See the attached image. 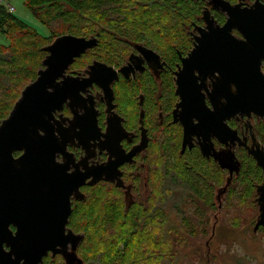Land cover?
Wrapping results in <instances>:
<instances>
[{
	"label": "flooded vegetation",
	"instance_id": "flooded-vegetation-1",
	"mask_svg": "<svg viewBox=\"0 0 264 264\" xmlns=\"http://www.w3.org/2000/svg\"><path fill=\"white\" fill-rule=\"evenodd\" d=\"M192 1L195 4V13L193 16L181 18L180 32L175 30L176 33H171L165 29L163 33L151 34V37L149 35L117 37L118 40L114 42L116 47L109 51L110 55L107 57L102 56L97 35L83 36L96 37L98 43L74 60L67 70V75L88 80L91 77L90 66L94 62H99L109 70L112 81L107 87L93 81L87 84L80 95L84 104L82 103L79 112L86 114L83 119L78 118L82 130L84 127L85 129L83 133L74 132L86 134V126L88 128L92 122L99 126L101 135L98 137L96 133L95 138L90 140L87 151L78 146L76 136L73 137V142L67 145V149H71L69 153L76 162L82 161L86 153L90 155L79 166L83 172L90 167L104 166L107 162L118 164L114 180L101 179L93 185H88V178L80 187L83 194L87 188L95 185H108L121 193V200L126 207L135 206L146 211L157 204L166 208L167 171L182 163H188L189 168L194 169L197 175L205 177L204 174H207L206 180L212 189L213 202L215 201L216 205V196L223 187L226 189L222 195L221 206L226 200L232 182L240 175L243 161L254 163L261 175V180L256 186L262 183L264 179L262 169L248 150H258L264 155V116L252 114L248 118L246 114L242 115L239 112L234 115L217 113L211 123L217 128L219 135L212 138L215 143L211 148L202 147L200 137L188 135L181 122L182 115H186L188 111L182 114L179 109L181 98L176 92V72L208 27L203 13L209 14L208 20L212 19L218 25L223 24L226 19L224 12L214 8L213 0ZM225 1L234 5L233 0ZM254 5L264 8V0H256L255 3L253 0H239L240 8H250ZM161 28L160 25L159 30H162ZM233 32L237 37L241 36L237 30L234 29ZM201 45L204 53L205 47ZM262 71L264 72V66ZM215 72L213 71L212 75ZM209 81L210 77L201 83L207 84ZM221 84L226 92L227 84L224 82ZM230 85L228 83L229 93ZM108 87L111 89L110 94L106 91L109 90ZM215 90L221 88L217 85ZM200 91L201 94H205L204 88ZM213 97L217 98L216 95ZM205 103H211L206 94ZM214 106H220V99ZM88 111L90 114L93 113L91 120H88L90 123L87 121ZM59 114L67 117V121L73 120V116L77 118V114L69 108L56 113L55 120H60ZM186 123L190 124V121ZM64 125H67V129L71 127V124ZM107 129L110 138L105 140L103 137ZM232 129L237 132V138L234 140L230 133ZM232 150L240 167L238 173L230 174L228 168H222L221 164L230 165ZM196 162L201 164V167ZM216 173L221 176L219 185L215 182ZM118 182L121 186H118ZM75 201L73 199L71 201V211ZM218 211L221 212V208L210 211V215L213 214L212 217L216 219ZM216 223L214 220L213 225H217ZM10 228L14 229L13 226ZM48 257L52 259L60 257L65 264L61 254L52 256L48 252L43 260Z\"/></svg>",
	"mask_w": 264,
	"mask_h": 264
},
{
	"label": "water",
	"instance_id": "water-1",
	"mask_svg": "<svg viewBox=\"0 0 264 264\" xmlns=\"http://www.w3.org/2000/svg\"><path fill=\"white\" fill-rule=\"evenodd\" d=\"M213 3L215 9L226 14L225 21H227L229 18L227 11L230 12V7L235 5L228 1L224 3L223 0H213ZM250 8H254V10L248 11L249 8H241L242 11H245L242 13L243 20L239 28L241 33L235 29L241 36H245L247 43L234 39L226 41L215 35L205 36L201 42L205 47V52L201 54L200 62L206 69V72H202L201 75L211 76L213 71H219L221 72L220 82L227 84L226 92L224 86L219 83L218 87L221 90H215L213 94L217 98L214 99L212 95L214 105L221 97L228 101L226 106H217V113L234 115L239 112L242 115L246 114L248 118L252 114L264 116V75H261L264 73L262 71V66H264V8L259 5ZM208 15L203 13L206 23H216L212 19L208 20ZM231 26L230 21L228 27ZM97 43L96 37L85 38L71 34L55 37L50 44L42 48L46 55L41 62V68L37 71L36 78L22 89L8 116L0 122V125H3L0 127V245L6 242L3 248L0 247V264H19L22 257H27L25 264H40V261L43 264V258L48 252L52 256L61 254L65 264H82L83 262L77 255L83 234L75 233L67 226L68 217L71 214V201L72 199L79 201L84 199L85 196L80 187L85 184L88 178V185H93L101 179L114 180L118 164L107 162L104 166L85 168L84 172L78 167L74 189L64 198L67 185L59 171L60 166L54 163V157L60 149L52 136L50 121L54 120L56 124L62 125L61 135H64L63 128H67V125H64L61 120H55V114L62 112L63 109H57L51 116L55 104L47 89L57 87L51 78L50 64L53 49L60 51L63 58L70 61L64 69L67 75V70L74 60ZM101 67L105 68L106 66L103 63L94 62L89 71ZM48 71L49 73H47ZM91 79L92 77L88 80ZM81 81H87V79ZM111 81L112 79L106 80L102 87H107ZM228 83L237 86L238 96H233L228 92ZM108 89L106 91L110 94L111 89L109 87ZM80 90H84V88ZM177 90L178 85L176 92ZM178 94L184 100L185 111L189 112L190 109L195 110L202 107L203 97L198 95V90L193 91L186 82L181 83ZM208 98L211 101V98ZM92 114L88 111L87 121L91 120ZM59 117H63V120L67 121V117L62 114H59ZM73 120L80 122V118L75 116H73ZM69 129H72V125ZM84 129L85 127L83 131ZM38 130L45 132L44 138L38 136ZM230 133L232 140L237 138L236 130L232 129ZM55 135L59 136L60 133L56 132ZM84 135L87 138L82 140V143L77 139V144L81 149L87 151L90 140L96 136L92 122L88 128L86 126V134L80 135L74 130L72 131L73 137H83ZM24 147L29 149L26 155L18 161L13 160L24 152ZM248 152L253 155L264 174V155L258 150H248ZM15 153L17 154L15 155ZM68 155L73 156L71 153ZM59 157L63 159L64 154L61 153L57 157L58 160ZM88 157L90 155L86 153L83 160H78L77 164L80 166ZM230 158V165L221 164V167H227L230 174L238 173L240 163L233 150ZM65 159H68L66 154ZM117 184L121 186L120 182ZM225 189L223 187V191L221 190L220 194L216 196L218 210L221 208ZM254 201L257 205V216L252 230L255 233L260 227L264 229V179L261 184L255 187ZM8 223H15L19 226V240H14L11 233L7 232V229L12 230L11 226L15 228L14 224ZM61 227L65 233L73 237V241L57 242L56 237L60 233ZM214 228L213 225L211 236L214 233ZM15 256L16 260H14Z\"/></svg>",
	"mask_w": 264,
	"mask_h": 264
},
{
	"label": "trees",
	"instance_id": "trees-1",
	"mask_svg": "<svg viewBox=\"0 0 264 264\" xmlns=\"http://www.w3.org/2000/svg\"><path fill=\"white\" fill-rule=\"evenodd\" d=\"M24 1L34 18L49 30L53 39L62 34L97 35L98 46L102 48L104 57L109 56V51L116 47L114 42L118 40L117 37H142L156 23L167 31L176 33L175 30H180L181 18L195 13L192 0ZM54 22L57 29L55 24V28L52 26ZM0 33L8 40V45L0 43L1 122L8 116L22 89L36 78L46 55L42 48L53 39L45 41V37L9 12L1 3ZM196 164L201 165L198 162ZM242 166L227 197L242 190L247 198H255V186L261 180L260 171L252 161H243ZM167 173L169 181L166 208L157 204L146 211L135 206L126 207L121 200V193L108 185L99 184L84 191V199L76 200L73 204L67 225L73 232L83 234L77 249L82 264H90L95 260L100 264H111L116 258L125 257L134 242L141 246H147V243L152 245L155 241L153 238L170 237V230L173 241L179 240V230L188 235H208L205 228H200L209 224L208 210L218 209L206 180L207 174H204L205 177L195 174L188 163L175 165ZM215 180L216 185L221 184L219 173H216ZM176 187H182L185 193L173 195ZM171 209L179 215L180 226L173 224L174 221L168 218V211ZM218 228L220 226L214 229L215 235L218 234ZM139 247H136L138 252L146 251V248ZM43 264L63 262L61 258L48 257L43 260Z\"/></svg>",
	"mask_w": 264,
	"mask_h": 264
},
{
	"label": "snow or ice",
	"instance_id": "snow-or-ice-1",
	"mask_svg": "<svg viewBox=\"0 0 264 264\" xmlns=\"http://www.w3.org/2000/svg\"><path fill=\"white\" fill-rule=\"evenodd\" d=\"M225 3V0H223ZM256 0H253V3H255ZM233 4L235 6L230 7L229 18L227 21H225L221 25H217L215 23H211V25L208 24L207 29L204 31L202 37L199 40V43L196 44L194 50L190 52V55L185 59L184 64L180 66L178 71L176 72V83L178 85L177 95L180 97L179 106H181L180 112L183 114L185 112V109L183 107L184 100L182 99L181 95L178 94L181 83L186 82L188 86L193 91L198 90V95L203 97L202 101V107H199L195 110L190 109L189 112L186 115H182L181 122L183 123V126L187 132L188 135L192 136H198L201 139V146L205 148H211L215 141L212 139L214 136L219 135V131L216 127L212 125V121L217 116V106H214L212 102V95L214 94L215 87L220 83L221 74L219 71H216L213 75H204L202 76V72H206V69L200 62V57L202 54V45L200 41H203L205 36H217L220 37L226 41L235 40L242 43H247L245 36H239L237 37V34L234 33L233 29H238L241 26V22L243 20L242 13L245 11H242L239 6V0H233ZM254 8H249L248 11H252ZM223 11V10H222ZM232 26L229 28V24ZM226 25V26H225ZM241 33V31L239 30ZM70 61L65 60L63 58V54L58 51L57 49L52 50V59H51V78L53 80V83L57 86L56 88L49 87L47 89L48 93L50 94L55 107L51 111L52 113L55 112L57 109H64L69 108L72 112L77 114V117H80L83 119L85 117V114H81L79 112V108L82 107V103L84 104V101L80 99V95L82 90L81 88H85L87 84H91L93 80L96 81V83L103 85L104 82L107 79L111 78V73L106 68H94L91 70L90 75L92 77L91 80L87 81H81L78 78H72L70 75H66L64 72V69L67 67L68 63ZM49 68V69H50ZM49 73V71L47 72ZM46 73V74H47ZM261 73V72H260ZM261 75H264V73H261ZM206 77H210V81L207 84L201 83L205 80ZM205 89V94L207 97L211 98V103H205V94H201L200 89ZM230 91L233 94V96H238L239 91L235 84L230 85ZM228 103L226 98L221 97L220 99V106H226ZM60 120L63 122V124H71L72 129L63 128L64 135H61L60 129H62V125L56 124V121L51 120L50 124L52 126V136L58 145L60 151H58L54 157V163L59 167V171L62 174L65 183L67 185V191L64 194V198H66L69 194H71V191L74 189L75 181L77 180V170L79 165L74 160L73 156L68 155V153L71 151V149H67L66 145L73 142V136L72 131L74 130L77 133H83L82 127L77 122V120H70V121H64L63 117H60ZM186 121H190V124H187ZM3 125H0L2 127ZM94 129L96 133H98V137L101 135L100 129L98 125L94 124ZM195 130V131H193ZM56 132H59L60 135H55ZM38 136L40 138L45 137V132L42 130H38ZM87 138L86 135L83 137H77L82 143V140L84 141ZM105 140H108L109 137V129H107L106 134L103 137ZM28 148L24 147V152L20 154V156L16 157L13 160H20L21 157H24L26 153L28 152ZM63 153L64 158L61 160H58L57 157ZM65 154L67 155L68 159H65ZM8 224H14L15 228L12 230H8L7 232L11 233V236L14 240H19L20 236V228L15 223H8ZM7 224V225H8ZM62 225V221H61ZM58 243H65L68 241H73V237L67 233L64 232L63 227L60 229V233L56 237ZM6 243V242H5ZM0 245V247L3 248L4 244ZM43 256V255H42ZM16 256L14 260H16ZM27 257H22L19 260V264H25V260ZM41 264V261H40Z\"/></svg>",
	"mask_w": 264,
	"mask_h": 264
},
{
	"label": "rangeland",
	"instance_id": "rangeland-1",
	"mask_svg": "<svg viewBox=\"0 0 264 264\" xmlns=\"http://www.w3.org/2000/svg\"><path fill=\"white\" fill-rule=\"evenodd\" d=\"M0 3L5 7L12 6L14 8L12 13L45 37V41L49 42L53 39L49 30L34 18L24 0H0ZM159 29L160 25L153 24L152 29H147L146 35L151 37L153 34L157 35L165 31L163 27L162 30ZM0 43L8 45L7 38L1 33ZM173 192V195L185 193L182 187H176ZM237 192L238 194L228 196L222 202L221 212L216 213V219L208 210L209 224L200 228L208 231L207 236L204 233L188 235L183 230H179V240L173 241L170 230L168 233L170 237L153 238L155 241L152 245L147 243V246H141L134 242L125 257L116 258L111 264H264V229L261 228L255 233L252 230L257 216L255 198L253 196L247 198L242 190ZM168 218L174 221L173 224L180 226L179 215L174 210L168 211ZM214 220L217 222L215 226L220 228L217 229V235L211 236ZM138 246L139 249L146 248V251L138 252L136 249ZM91 262L90 264H100L97 260Z\"/></svg>",
	"mask_w": 264,
	"mask_h": 264
},
{
	"label": "built area",
	"instance_id": "built-area-1",
	"mask_svg": "<svg viewBox=\"0 0 264 264\" xmlns=\"http://www.w3.org/2000/svg\"><path fill=\"white\" fill-rule=\"evenodd\" d=\"M6 9L9 11V12H12L14 10V8L12 6H7Z\"/></svg>",
	"mask_w": 264,
	"mask_h": 264
}]
</instances>
